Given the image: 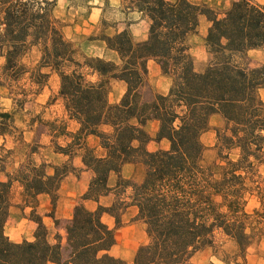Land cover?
Masks as SVG:
<instances>
[{"label":"trees","instance_id":"16d2710c","mask_svg":"<svg viewBox=\"0 0 264 264\" xmlns=\"http://www.w3.org/2000/svg\"><path fill=\"white\" fill-rule=\"evenodd\" d=\"M56 2L0 0L1 74L18 80L30 72L35 84L48 77L41 69L58 76V98L77 126L73 142L83 150L82 164L93 178L64 223V244L51 245L36 213L37 199L48 194L54 202L65 167H53L50 174L43 164L27 162L11 175L5 171L9 151L0 144V173L6 179L0 181V264H125L111 254L116 239L103 221L112 209L99 204L111 191V174L117 176L116 189H131L136 220L145 227L146 240L132 264H193L196 253L218 248L217 234L236 247L233 256L221 261L247 264V249L257 236L264 238V181L259 175L264 167V65L250 68L246 62L249 51L264 45V2L231 0L221 12L207 9L204 43L211 60L201 72L194 69L188 44L201 9L189 0H127V7L146 19L147 37L135 42L128 32L102 35L99 40L116 61H78L54 14ZM34 46L40 47V65L29 71L22 59ZM149 60L170 86L166 94L148 99ZM112 81L125 84L116 102L109 101ZM214 116L221 126L214 129L215 158L206 163L201 136ZM149 121L157 122L154 141L165 140L168 148L147 149ZM11 123V114L0 111V138ZM88 136L97 139V147L87 145ZM125 165L133 167L130 179L121 176ZM14 183L22 188L24 207L32 210L33 241L12 242L4 232ZM253 197L259 206L248 212Z\"/></svg>","mask_w":264,"mask_h":264},{"label":"rangeland","instance_id":"374dc122","mask_svg":"<svg viewBox=\"0 0 264 264\" xmlns=\"http://www.w3.org/2000/svg\"><path fill=\"white\" fill-rule=\"evenodd\" d=\"M50 1V0H49ZM173 1V0H168ZM200 6L197 32L188 39L190 53L197 72L204 70L211 60L206 51L204 38L210 25L206 11L213 9L221 12L226 9L231 0H189ZM264 2V0H257ZM127 0H57L55 16L63 25V35L74 45L77 51L76 59L82 61L85 57H99L116 61V55L106 49L99 40L104 35L115 32H128L133 28L137 35L148 29L147 21L138 19L137 13L130 10ZM41 51L39 46L31 47L22 59V63L30 71L40 65ZM246 62L250 68L264 65V45L247 53ZM3 61L0 60V111L8 112L12 116L9 133L0 144L5 151H9L6 160V173L13 175L18 167L27 162L35 165L43 164L47 173L53 172V167L66 170L60 187L52 202L51 195L38 196L36 213L41 216L47 229V239L51 245H63L65 242L64 223L70 218L73 207L81 203L79 194L85 184L86 190L93 178V173L75 165L81 159L83 150L73 142V134L77 126L68 119L63 102L58 98L59 78L49 69H41V73H48V77L41 83L31 82L30 72L25 73L18 80H10L1 74ZM147 86L145 96L149 99L157 88L163 91L170 86V79L161 74L160 68L153 60L147 62ZM94 79L95 77H90ZM125 91V84L118 81L111 82L110 102H116ZM167 93V91H166ZM159 94V93H158ZM261 100L264 102V89L260 90ZM221 126V119L214 116L210 119L209 129L201 136L205 147L204 159L210 163L215 158V131ZM146 131L152 137L147 144L149 151L168 148L166 144L154 141L157 126L147 122ZM74 143V144H73ZM90 145L91 142H88ZM73 144V145H72ZM72 145V147H68ZM91 147V146H90ZM65 152V153H64ZM99 154V150H97ZM61 170V171H63ZM261 181H264V167L259 171ZM124 179L133 177V167L125 165L121 171ZM5 175L0 173V181H5ZM117 176L111 174L108 185L111 191L99 199V204L112 209L103 216V221L113 230L116 244L111 254L125 264H132L137 247L146 240L144 225L136 220L137 209L131 205V189L124 192L116 189ZM82 182V187L79 185ZM22 188L14 183L11 188V204L8 217L4 225L5 235L12 242L33 241L36 224L31 220V208L24 207ZM54 203V204H53ZM87 208H94V203L84 202ZM32 206V204L30 205ZM259 206L256 197L250 198L246 210L252 212ZM53 213V214H52ZM54 217L52 218L51 217ZM65 215L69 218H65ZM118 222V224H117ZM218 248L206 247L192 258L193 264H226L221 261L225 255L233 256L236 247L232 241L217 234ZM247 264H264V238L256 237L246 252Z\"/></svg>","mask_w":264,"mask_h":264},{"label":"crops","instance_id":"0c3cea01","mask_svg":"<svg viewBox=\"0 0 264 264\" xmlns=\"http://www.w3.org/2000/svg\"><path fill=\"white\" fill-rule=\"evenodd\" d=\"M137 15H138V14H137ZM138 16H139V15H138ZM138 19L141 20V21H143V22H146V19H145V18H141L140 16L138 17ZM129 34L131 35L132 39H133L135 42L143 41V40H145L146 37H147V31L144 32L143 34L141 33V35H140V34L137 35L136 32H135V30H134L133 28H131V27H129ZM166 91H168V88H167L166 90H164V91H163L162 89L157 88V92H158L159 94H166ZM152 122L157 126V122H156V121H152ZM86 142H87V145H88V146H91V147H97V146H98V141H97V139H96L95 137H93V136H88V137L86 138ZM88 142H91L92 145H90ZM166 142H167V141L162 140V141L159 142V143H160V144H166ZM159 143H158V144H159ZM80 150H82V149H80ZM75 166H76L77 168H81V169H82L81 174H84V173H85L86 168L83 166V164H82V162H81V159L76 163ZM79 185L82 187V182H81V183L79 182ZM85 191H86V186H85V184H84V186H83V190L79 191V194L81 195V194H83ZM39 196H41V195H39ZM65 218H69V216H68V215H67V216L65 215Z\"/></svg>","mask_w":264,"mask_h":264}]
</instances>
